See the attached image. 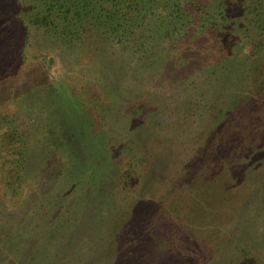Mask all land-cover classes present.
Returning <instances> with one entry per match:
<instances>
[{
    "label": "rangeland",
    "instance_id": "374dc122",
    "mask_svg": "<svg viewBox=\"0 0 264 264\" xmlns=\"http://www.w3.org/2000/svg\"><path fill=\"white\" fill-rule=\"evenodd\" d=\"M10 1L0 0V31L10 38L7 44L11 46L0 47V56L6 49L4 63L8 61L4 64L0 59V118L16 127L26 125L9 101L12 93L26 84L31 88L36 85L41 92L53 77L66 80L75 92L92 99V108L85 105L87 112L93 115L100 141L103 133L107 140L103 152L94 149L93 143L76 140V165L88 169L102 164L105 157L110 159L105 150L112 145V163L126 168L133 158L139 168L132 177L131 192H126L128 200L113 167L105 197L89 202L91 214L80 230L85 235L95 232L93 248L80 254L60 236L38 241L34 231H49L48 213L60 210L64 203V194L54 195L59 169L57 165L49 169L45 157L34 152L28 158L26 177L17 179L21 171L14 169L11 161L23 143L11 138L10 123L0 120V230L15 225L21 229L13 238L15 242L7 240L4 249L14 252L3 254L6 264H122L123 260L117 261L118 246L112 238L114 220L118 219L115 214L122 210L129 216L140 210L145 218L153 201H159L161 207L157 216L173 217L169 222L173 235L169 241L168 233L162 235L167 243L164 248L153 246L154 263L149 264H264V95L257 97L264 76L229 68L240 59L242 44L238 39L250 42L259 35L256 25L242 22L235 35L237 43L229 42L231 56L224 62H178L172 82L154 76L155 61L138 69L131 67L128 55L105 40L103 29L86 24L88 32L83 35L92 41L67 45L61 37L53 36L51 29L7 9ZM214 1L208 0L217 7ZM221 2L232 8L239 1ZM234 12L247 13L241 7ZM238 18L236 13L235 20ZM105 84L109 92L115 91L112 104L103 90ZM88 113H82L87 123ZM60 114L56 120L64 117L65 110ZM138 140L143 143L141 148L136 146ZM210 149L212 154H207ZM194 179L198 187H192ZM50 194L53 204L45 206L48 200L44 198ZM23 202L31 208V216L24 221ZM159 226L169 229V225ZM128 230L131 228L124 237ZM143 235L142 239L148 237L144 230ZM124 264L133 263L125 260Z\"/></svg>",
    "mask_w": 264,
    "mask_h": 264
},
{
    "label": "trees",
    "instance_id": "16d2710c",
    "mask_svg": "<svg viewBox=\"0 0 264 264\" xmlns=\"http://www.w3.org/2000/svg\"><path fill=\"white\" fill-rule=\"evenodd\" d=\"M215 1L218 2L217 7L209 4L208 0H11L7 9H14L13 13L22 14L24 20L29 19L34 25L51 29L53 31L51 34L61 37L67 45H74L81 41L88 44L87 42L92 41L84 37L88 32L84 28L86 24L103 29L106 33L105 40L112 42L116 51L121 50L128 55L130 59H126L131 67L138 69L149 61H155L154 76L169 81L176 77L180 61L187 63L197 59L201 63L206 61L208 64L226 61L228 56H231L229 42L237 43L235 35L241 31L242 22H245L248 25H256V33L258 32L259 35H255L250 42L245 38L238 39V44H242L240 59H237L235 64L229 68H236L245 75L250 73L255 77H263L264 0H238L240 3L237 2L232 8L223 2L219 4L223 0ZM247 2H250V5ZM237 7H241L247 13L234 12ZM1 13L6 15V12L1 11ZM236 13L239 16L237 21L235 20ZM84 32L86 33L83 35ZM1 39L0 47H7L10 38L8 39L3 34ZM9 47L11 49L10 45ZM2 51H4V56H0V59L4 63L7 51L6 49ZM6 63L8 61L4 64ZM9 69L6 67V72ZM54 78L42 86L45 90L41 92L36 85L31 88L26 84L19 91L12 93L9 101L16 106V111L19 112L21 120L26 122V125L24 123V126L20 127L21 124H18L16 127V124L10 123L11 121L4 119L5 117H1L0 120L10 123L14 135L11 138L15 137L23 143L18 150V155L13 156L11 161L14 169L21 171V176L19 174L17 179L22 181L21 179L24 180L26 177L28 158L34 152H39L45 157L49 169L54 170L55 165L59 169L58 175L54 178L55 184H59L54 195L64 194V203L60 210L48 213V223H50L48 227L51 228L49 231L45 229L38 230L36 233L34 231V235L39 236L36 239L40 241L53 236L64 237L76 246L78 251H81L80 254H83L88 248H93V244L97 242L95 232L85 235L80 230L83 221L91 214L90 209H87L89 202L105 197L110 181L109 175L114 174L113 167L116 168V180L122 185V190L128 200L130 195L126 192L129 190L131 192L133 188L132 177L139 165L132 163V158L128 167L118 168L117 164L112 163L114 159L112 145L109 150H105L106 153L109 152L111 164L105 157L102 164L99 163L97 166L96 163L88 169L76 165L78 155L74 142L79 140L93 143L95 144L94 149L98 148L103 152V144L107 142L104 138L106 134L103 133L104 137L100 141L101 134L94 129L93 115L87 112L85 105L88 104L92 108V99L89 100L75 92L66 80H55ZM94 86L92 85L90 89L92 90ZM103 90L108 93L112 104L111 100L115 91L110 90L109 92L106 84ZM259 92L257 97L264 95V86ZM64 110V117L56 120L55 116L61 115L60 113ZM82 113H88L91 116L90 122L87 123L84 120ZM136 146L141 148L142 141H139ZM208 153L212 154L211 149ZM106 163L109 166H106ZM216 166L220 169L221 164ZM194 186L198 187L196 179L192 182V187ZM79 192L80 199L77 198ZM50 196L44 198L48 200L45 206L53 204L51 201L53 194ZM43 200L37 205H40ZM263 202L264 195L261 197L262 205ZM192 203L194 201H191V205ZM151 204L148 210L149 215L145 218L141 216L140 210H136L133 215L129 216L122 210L115 214L118 219L114 218L115 229L113 231L115 234L112 238L118 246L115 254L119 256L117 261L123 260L122 264L125 260L133 264L154 263L150 253L153 246L164 248L167 242L163 239L167 238L162 236L163 234L168 233L167 241L172 239L173 229L169 222L173 217L169 214H165L164 218L157 216V213L161 212L159 201H153ZM23 205L25 216H21V220L24 221L29 217L31 208L26 202H23ZM190 213L193 214V211ZM160 223L166 227L169 225V229L161 227L163 230L161 232ZM18 226L20 225L9 226L4 231L0 230V264H6L3 254L14 252L11 248L5 250L7 247L5 245L9 238L15 242L13 238L19 236L18 233L21 230ZM128 227L131 230H128V234L124 237ZM143 230L146 234L148 233L146 239H142V236H146L143 235ZM117 234L120 235L119 240L116 238ZM30 239L33 240V238ZM18 240L25 241L23 238ZM31 240L26 242L30 243ZM84 241L87 243L82 245L81 242Z\"/></svg>",
    "mask_w": 264,
    "mask_h": 264
}]
</instances>
